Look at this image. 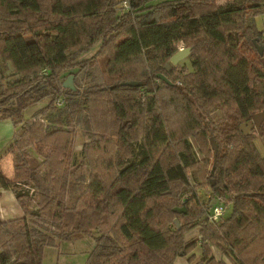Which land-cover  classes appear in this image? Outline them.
<instances>
[{
	"label": "trees",
	"instance_id": "16d2710c",
	"mask_svg": "<svg viewBox=\"0 0 264 264\" xmlns=\"http://www.w3.org/2000/svg\"><path fill=\"white\" fill-rule=\"evenodd\" d=\"M211 3L0 0V121L14 128L0 190L22 211L0 218V264H41L46 246L80 234L95 240L84 264H176L192 251L190 262L196 247L197 264H264V154L239 132L264 110V33L254 22L264 0L178 13ZM181 46L188 66L165 70ZM66 73L74 89L62 86ZM75 128L87 137L79 162ZM252 132L264 139V122ZM74 165L88 174L68 203ZM195 226L197 240L186 241Z\"/></svg>",
	"mask_w": 264,
	"mask_h": 264
},
{
	"label": "rangeland",
	"instance_id": "374dc122",
	"mask_svg": "<svg viewBox=\"0 0 264 264\" xmlns=\"http://www.w3.org/2000/svg\"><path fill=\"white\" fill-rule=\"evenodd\" d=\"M231 1L232 0H212V3L210 5L199 6V7H196L194 9H185V8L181 7V8H179L178 13L179 14L187 13L189 15H196L200 12L201 13L206 12L208 10H212L214 8H217V7H225ZM254 20H255L254 22H255V26H256L257 30L264 33V13L256 16ZM262 53H264V50H262ZM91 54H92V51L88 52V54H86L87 55L86 57H89ZM187 57H188V55L181 58L175 65L188 66V58ZM97 61H98V63H97L96 69L94 70V75H95L94 79L96 81L99 80V71L103 67V65H102L103 63H102L101 59H99ZM65 75L66 76H65L64 80L67 78L68 75L72 76L71 82H72V85H74V75L67 74V73ZM82 77L83 76H78L77 80L80 83L84 84L86 81H88V79L82 78ZM162 94L167 95V93L164 91L162 92ZM44 103L45 102L39 103L37 106L29 108L28 110H26L24 112V116L26 118H29L31 116V114L33 113V111L42 107ZM7 121H9V120L0 121V149L5 147V144L8 142L7 141L8 138H12V137H10L12 133L8 131V129L11 127L10 126L11 124ZM242 124L243 123L241 122L239 124V127ZM245 127L246 126L244 125V128ZM253 129H255V128L248 129L246 134H250L254 145L257 147V149L259 150V152L261 154H264V139H262L257 134V132H252ZM239 132L242 133L240 131V128H239ZM246 134H244V135H246ZM7 136H9V137L7 138ZM86 138L87 137L84 136V132L81 128H75L73 149H74L75 154L77 155V162H79V160H80L78 153L81 149L82 143L86 140ZM213 141L216 145V150H217V143L214 139H213ZM205 145L206 146H205L203 152L205 154H207L209 157V163L207 166V170H209L211 162H214L213 149L211 146V142L209 140L206 142ZM5 160L9 161L7 158L4 157L3 161H5ZM6 161L2 164V166H4L3 167L4 169L6 168V166H5ZM73 167H75V171L69 178L72 181V183L68 184L67 189H66V196H67V202L68 203L72 202L73 197L82 190L83 183L81 185H78L79 187H76V184H77L76 180H77L78 175L82 173L84 176H87V174H88V170H87L85 165H82L79 168H77L75 165ZM206 177H208V176L205 173L203 178L200 179L202 186L200 189L197 190V192L201 196L202 201H206L208 199V196L210 195V189L206 183L207 182ZM1 192H2V194H1V198H0V209L2 212H4V211L6 212V214L3 213L4 214V215H2L3 218L6 219V218H10V217L21 216L22 212H21L20 208L18 207V205L16 204V201H15V198H14L12 192L10 190H3ZM14 208L16 210H14ZM174 220L177 221L178 226L180 228V222L178 221V219L176 217H174L173 223H174ZM174 225H175V223H174ZM176 229H177V227H176ZM197 233H198V227L195 226V227H193V228H191L185 232L184 239L186 241H190L193 239L197 240V236H198ZM94 245H95V240L93 237L88 236V235H82V234L77 235L75 237H72L69 240H58L55 242L54 245L46 246L44 248L43 258H42L41 264H84L87 257H88V254L90 253V251L92 250ZM193 253H194L195 257L190 262H188V257L192 254V251L183 257H177L175 260L176 264H197V261L199 260V256H198L199 250L197 249V247L194 249ZM216 256H218V254H216ZM219 257H221L227 264H232L229 261V259H227L226 257H223V256H219Z\"/></svg>",
	"mask_w": 264,
	"mask_h": 264
},
{
	"label": "water",
	"instance_id": "95a60500",
	"mask_svg": "<svg viewBox=\"0 0 264 264\" xmlns=\"http://www.w3.org/2000/svg\"><path fill=\"white\" fill-rule=\"evenodd\" d=\"M257 49H258L259 53L262 54V50H264V45H257ZM189 53H190V47H187V48L182 47V48L178 49L169 58V61L167 63H165V65H164L165 70H169L170 65H175L181 58L185 57ZM157 77L161 80H165L169 84V81L165 78V76L163 74H157ZM71 78H72V76L68 75L67 78L65 80H63L62 86L65 88L74 89V85H72ZM122 84L130 85V86H137V85H139V82L126 81V82H123ZM262 122H264V110H261V111H258L256 113L252 114L251 119L244 122L242 125H240L239 128L243 134H246L248 129H250V128H255L256 131H258ZM244 125L246 126L245 128H244ZM210 142H211V146L213 149V157L215 158L216 145L213 141V138H210ZM174 223L178 229L179 226H178L177 221L174 220Z\"/></svg>",
	"mask_w": 264,
	"mask_h": 264
},
{
	"label": "crops",
	"instance_id": "0c3cea01",
	"mask_svg": "<svg viewBox=\"0 0 264 264\" xmlns=\"http://www.w3.org/2000/svg\"><path fill=\"white\" fill-rule=\"evenodd\" d=\"M6 121V120H5ZM7 122H9L10 124H11V122L10 121H7ZM11 127L8 129V131L9 132H11L12 134H11V136L10 137H13V133H14V128H13V125L11 124L10 125ZM10 135V134H9ZM9 136H7V138H8ZM11 139L12 138H8V142L5 144V147L4 148H2V149H0V155L3 153V151L5 150V148L8 146V144H9V142L11 141ZM6 161V160H5ZM5 161H2V164L5 162ZM6 168L4 169L3 167L4 166H2V169H3V171L7 174V175H10V173H11V164H10V162L9 161H6ZM1 191H3V190H1ZM1 194H2V192H0V198H1ZM14 196V195H13ZM15 198V197H14ZM16 201V200H15ZM16 204H17V202H16ZM18 205V204H17ZM19 207V206H18ZM14 210H16L15 208H14ZM21 210V209H20ZM15 212V211H14ZM22 212V211H21ZM6 214V212L4 211V212H2L1 211V209H0V218L1 219H5V218H3V216L2 215H4V214ZM17 217H19V216H17ZM10 218H14V217H10ZM6 219H9V218H6Z\"/></svg>",
	"mask_w": 264,
	"mask_h": 264
},
{
	"label": "built area",
	"instance_id": "2783aa9c",
	"mask_svg": "<svg viewBox=\"0 0 264 264\" xmlns=\"http://www.w3.org/2000/svg\"><path fill=\"white\" fill-rule=\"evenodd\" d=\"M180 48H182V46H181ZM180 48H179V49H180ZM222 212H223V208H222V206H220V205H216V206H214V207H213V210H212V218H213V219L217 218L219 215L222 214Z\"/></svg>",
	"mask_w": 264,
	"mask_h": 264
}]
</instances>
